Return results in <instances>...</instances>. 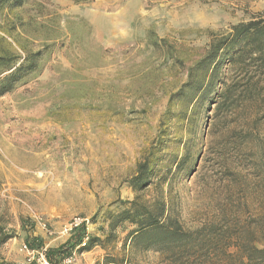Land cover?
Here are the masks:
<instances>
[{
	"label": "rangeland",
	"instance_id": "374dc122",
	"mask_svg": "<svg viewBox=\"0 0 264 264\" xmlns=\"http://www.w3.org/2000/svg\"><path fill=\"white\" fill-rule=\"evenodd\" d=\"M254 13H264V0L2 7L0 52L18 63L23 47L41 55L37 69L0 96V224L12 235L0 261L44 264L46 249L70 238L64 229L75 218L86 223L85 241L104 238L109 214L136 196L137 165L152 150L157 165L140 196L166 198L195 237L190 248L171 256L136 247L128 237L135 226L124 223L104 247L77 248L60 264H104L107 255L126 264H264L226 247L228 235H256L264 247V167L256 164L264 102L245 103L236 116H216L212 103L170 102L212 34ZM232 129L242 135L235 139ZM212 223L214 232L205 233ZM33 238L43 248L31 249Z\"/></svg>",
	"mask_w": 264,
	"mask_h": 264
},
{
	"label": "trees",
	"instance_id": "16d2710c",
	"mask_svg": "<svg viewBox=\"0 0 264 264\" xmlns=\"http://www.w3.org/2000/svg\"><path fill=\"white\" fill-rule=\"evenodd\" d=\"M27 0H0V9L8 7L15 9L22 7ZM26 54L23 61L18 63L19 57L9 54L8 50L0 52V96L11 92L15 86L28 74L38 67L41 51L32 52L23 47ZM187 81L172 93L170 102L179 98L185 106L190 103H212L216 116H236L245 109V103L264 102V13L252 14L249 19L231 25L229 30L213 33L205 53L187 70ZM230 135L238 138L236 129ZM251 135L248 130L243 137ZM237 136V137H236ZM246 139V138H245ZM242 141V140H241ZM261 158L256 164L264 167V146ZM152 157V159H151ZM154 151H150L137 165L136 175L132 180V187L136 196L131 201L123 202L119 212L109 214V222L105 237L87 235L86 223L73 230L70 238L57 247L45 251L44 264H60L77 248L89 250L95 245L105 246V241L116 236V230L124 223L135 226L128 234L131 243L143 249L156 248L169 251L171 256L176 247L188 250L195 240L194 235L185 230L180 221L172 214L166 198L159 194L153 200H144L140 192L151 184V175L156 168ZM164 175L159 176V184L166 182ZM212 223L205 224L206 231L214 232ZM11 233L0 224V246L11 238ZM230 237L226 247L235 246L237 251L249 261H264V247L256 243L260 237ZM30 248H43V241L33 238ZM84 244V245H83ZM127 243H125L126 245ZM227 254V251H225ZM0 264H9L4 260ZM30 264H37L32 261ZM104 264H126L124 259L107 255Z\"/></svg>",
	"mask_w": 264,
	"mask_h": 264
},
{
	"label": "built area",
	"instance_id": "2783aa9c",
	"mask_svg": "<svg viewBox=\"0 0 264 264\" xmlns=\"http://www.w3.org/2000/svg\"><path fill=\"white\" fill-rule=\"evenodd\" d=\"M85 221L84 219L75 218L73 221H71L64 229L65 233L71 234L75 228L83 224Z\"/></svg>",
	"mask_w": 264,
	"mask_h": 264
}]
</instances>
